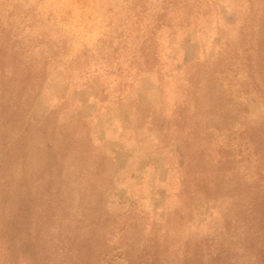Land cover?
Instances as JSON below:
<instances>
[{"label": "rangeland", "instance_id": "374dc122", "mask_svg": "<svg viewBox=\"0 0 264 264\" xmlns=\"http://www.w3.org/2000/svg\"><path fill=\"white\" fill-rule=\"evenodd\" d=\"M0 264H264V0H0Z\"/></svg>", "mask_w": 264, "mask_h": 264}]
</instances>
